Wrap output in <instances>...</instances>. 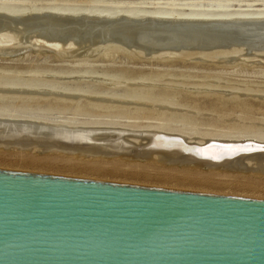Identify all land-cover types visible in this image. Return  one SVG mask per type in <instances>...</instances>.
<instances>
[{
  "label": "rangeland",
  "instance_id": "374dc122",
  "mask_svg": "<svg viewBox=\"0 0 264 264\" xmlns=\"http://www.w3.org/2000/svg\"><path fill=\"white\" fill-rule=\"evenodd\" d=\"M218 1L219 9L215 0H0V113L85 126L162 124L196 139L264 138V20L216 22L203 35V24L162 29L149 16L91 17L171 7L264 12V0ZM12 146H0V169L264 199V173L235 165L206 169L161 164L155 155L125 160Z\"/></svg>",
  "mask_w": 264,
  "mask_h": 264
},
{
  "label": "water",
  "instance_id": "95a60500",
  "mask_svg": "<svg viewBox=\"0 0 264 264\" xmlns=\"http://www.w3.org/2000/svg\"><path fill=\"white\" fill-rule=\"evenodd\" d=\"M0 264H264V199L0 169Z\"/></svg>",
  "mask_w": 264,
  "mask_h": 264
},
{
  "label": "bare ground",
  "instance_id": "6f19581e",
  "mask_svg": "<svg viewBox=\"0 0 264 264\" xmlns=\"http://www.w3.org/2000/svg\"><path fill=\"white\" fill-rule=\"evenodd\" d=\"M215 1H216L214 2L216 4L215 8L216 9L221 8L223 4H220L218 0H215ZM172 8L173 7H171L170 10H165V9L155 10V11H152L151 13L150 12H133L134 10L133 11L123 10L120 12L119 11L115 12L113 10L104 12L102 10L99 12H92L94 14H91L92 15L91 17L94 18V20L95 19L99 20L100 22V20L105 19V18L108 19V17H109V20H111L110 17L116 18L119 16H126L125 18L128 19V17L137 18V17L149 16L148 19L149 18L152 19L153 20L152 22L155 21L154 22L155 25L158 23L159 25L158 24L157 25L160 27L164 25L171 26L170 24L172 23L175 24V23H182V22H190L191 24H203L202 25L203 28H201V32L202 30L204 32L206 29L209 28V26L214 27L213 25H208V24H212V23L214 24L216 22L220 23L224 21H230V22H238L239 24V22L247 23V22H257V21L264 20L263 11H261V13L254 14V12L232 13V12L222 11L223 9L222 10L221 9L220 10H209V11H203L202 9H199L201 10L199 11L194 8L193 9L189 8L190 9L189 11L180 13V12L174 11ZM174 8L176 9V7ZM177 9L179 11V7H177ZM184 11H185V8H184ZM3 12H6V10H3L1 8L0 13H3ZM49 12H51L52 14L54 11H49ZM65 17H72V16H65ZM227 18H229V20ZM121 19L122 18H120V20ZM112 20H114V18ZM106 21L107 20H105V22ZM111 21L109 22L111 23ZM165 27L167 28V26ZM228 31H231V30H228ZM230 34L228 35L230 36ZM224 36H225L224 39H226L227 35L225 34ZM214 37L215 38L217 37L216 34L214 35ZM214 37L212 36V38ZM172 45H174V43ZM3 49L4 47L2 49L0 48V52ZM89 51L90 53L96 52V48L94 49V47H90ZM114 98L115 96L113 97V99ZM163 101H162V104H163ZM140 106L143 107L144 105L143 106L140 105ZM162 109L160 110L162 111ZM164 109L163 111L166 112V110ZM168 110L169 109H167V111ZM40 120H44V119H41L39 117L15 116L12 114L0 113V146L8 148L10 145H13V146L22 147L23 149L24 148L27 149L28 147H36V148L40 147L41 149H47L45 151L52 150V152H54L53 150H58L57 152H60V153L61 151H64L69 154L90 155V156L94 155V156H101V157L106 156V155H112V156L118 157L120 155L124 157L125 160L126 159L129 160L128 158H138V159L148 160L149 158L151 159L155 155L157 157L159 156L156 161H159L161 164L165 161V163L168 165L178 164V165H183V166L186 165L190 167H201V168H206V169H213V168L214 169H233L232 166L235 165L236 167H238V169L241 168L244 170L245 168H249L250 171L253 173H264V138L259 137V136L252 135V136H246L243 138L209 136L205 138L196 139V138L190 137L189 135H187L186 133L182 131H179V129L178 130L171 129V128L163 126L162 124L160 125H146V124L145 125H140V124L123 125V124H119L116 122H110L106 124L93 123L94 124L93 126H92V123L88 124L89 126H85V124H83L84 125L83 126L81 124H76V123L72 124L66 121L46 120V121H51V123H48V122H40ZM99 125H104V126L100 127ZM140 141H142L141 144H139ZM236 159L237 160L243 159L242 160L243 162H240L239 164L238 161H236ZM249 161L251 162V164L250 166L247 167L246 164Z\"/></svg>",
  "mask_w": 264,
  "mask_h": 264
}]
</instances>
